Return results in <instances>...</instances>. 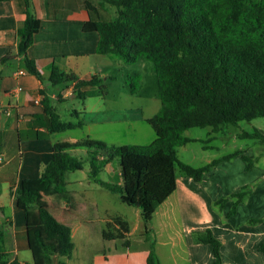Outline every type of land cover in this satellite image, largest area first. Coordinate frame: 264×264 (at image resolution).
<instances>
[{"label":"trees","instance_id":"16d2710c","mask_svg":"<svg viewBox=\"0 0 264 264\" xmlns=\"http://www.w3.org/2000/svg\"><path fill=\"white\" fill-rule=\"evenodd\" d=\"M6 1L9 0H0ZM103 1L104 8H115V17L103 19L99 10L86 1L90 18L84 24V31L99 33V55L116 57L129 65L143 57L153 64L162 107L147 122L156 139L148 146H109L90 139L53 146L52 158L41 175L24 180L15 194L17 206L25 212L31 245L40 255L41 264H64L61 258L70 257L74 251L72 226L62 222L50 207L55 199L71 207L78 204L67 190L66 182L68 173L85 168V162L72 154L74 149L86 150L90 178L118 194L124 204L140 210L150 244L147 264H161L156 252L153 216L176 190L178 175L199 183L222 162L241 157L247 171L257 162L246 151L238 150L194 167L180 160L177 149L198 141L186 137L187 130L211 128L213 134H218L226 126L264 118V0ZM24 4L27 18L18 31V56L28 73L45 82L36 62L27 53L41 22L29 0H24ZM11 60L9 55L1 63ZM48 81L53 86L74 83V97L82 101L92 89L102 98L107 96L108 88L98 75L79 79L55 66ZM132 91L136 93V89ZM41 94L50 133L84 127L81 114L76 113L77 122L61 121L54 114L46 92ZM240 138L256 140L264 146V134L258 130L244 132ZM114 160L121 167L122 184L99 179ZM254 188L255 185L244 186L215 205L222 208L231 201L232 209L227 215L231 217ZM193 239L196 244L210 245L214 264H223L221 242L211 229L195 231ZM0 264L22 263L0 253Z\"/></svg>","mask_w":264,"mask_h":264},{"label":"crops","instance_id":"0c3cea01","mask_svg":"<svg viewBox=\"0 0 264 264\" xmlns=\"http://www.w3.org/2000/svg\"><path fill=\"white\" fill-rule=\"evenodd\" d=\"M86 1L92 3V0H29L34 15L41 22V28L27 53L36 62L45 82L28 73L22 58L18 56V31L24 27L27 18L24 0L0 2V253L9 254L12 260L22 264H41V258L31 245L26 215L17 206L15 194L24 180L41 175L52 158L53 146L86 139L109 146H124L117 142V138L130 139L131 135H126L129 133L127 128H135L134 125L139 123L148 125L147 121L158 113L151 117L118 113L107 103L106 98H102L106 103L96 104L91 111L87 108L84 111L72 108L68 113L71 120H65V112L59 104L76 99L75 84L53 86L48 81L53 67L73 73L79 79L93 75L108 79L104 72L98 74L95 70V62L102 56L97 53L100 35L84 31V24L90 18ZM96 3L103 10L108 9L102 6L103 0H97ZM94 6L99 10L97 5ZM9 55L12 60L1 63ZM20 71L25 74L20 75ZM14 89L17 92L10 94ZM41 91L46 92L54 114L61 121L77 122L76 113L81 114L84 127L50 133L46 125L49 116H44L43 103L35 104L38 98L43 101ZM85 114L87 118L84 120ZM117 125H123L125 130L117 132ZM77 131L82 132L83 138L73 134ZM258 131L263 133L262 130ZM66 133L71 134L61 139L56 137ZM233 136L240 138V135ZM139 137L147 143L156 139V135ZM244 151L250 158L257 159L249 171L241 157H237L219 164L199 183L178 175L176 190L153 216L156 252L161 264H214L213 248L196 244L193 239L195 231L208 228L221 242L223 264H264V149L258 148V154H253L250 148ZM81 152L87 155L89 163L86 150H72L73 155ZM214 159L207 160L206 164ZM192 166L201 167L203 164ZM89 168L90 165L85 162V168L76 171L83 177L74 175L70 182L66 179L67 190L78 204L71 207L56 199L50 202L58 218L72 226L74 251L70 257L61 258V261L64 264H147L150 244L145 237L140 210L121 201L127 206L121 209L122 214L112 212L114 199L110 195L103 196V203H93L96 199L90 193L96 188L95 184H99L90 178ZM76 172L68 173L66 178ZM103 173L109 175L107 183L115 184L116 180V184H122L121 167L117 160L111 162ZM70 183L73 190L68 189ZM247 185H255L252 194L238 206L233 216L227 217L232 202H227L222 208L216 206L215 202L238 193ZM252 220L262 222L251 224ZM95 239L101 240L106 246L101 254H96L97 262L89 258ZM73 256L79 260L78 263H72Z\"/></svg>","mask_w":264,"mask_h":264},{"label":"rangeland","instance_id":"374dc122","mask_svg":"<svg viewBox=\"0 0 264 264\" xmlns=\"http://www.w3.org/2000/svg\"><path fill=\"white\" fill-rule=\"evenodd\" d=\"M96 2L97 0H92V3L98 6L100 15L103 19L108 20L115 17V8L107 6L108 9L103 10L99 3L97 4ZM98 59L99 60L95 62L96 72L98 74L104 72L108 77V79H106L105 76L102 77L108 88L106 96L107 103L110 106H113L118 113L127 112L128 115L131 116H136L138 114L151 117L161 109L162 101L158 93L157 76L153 64L150 61L141 57L135 64L129 65L123 60L112 56H99ZM133 89H136V93H133ZM104 102L106 103L101 96L95 91L90 90L89 96L85 101L75 99L64 104L60 103L59 107L65 112L63 113L65 120H71L68 113L72 108L76 107L81 111H84V109L87 108V110L91 111L93 106ZM86 118L87 114L83 115V119L85 120ZM134 127L135 128L126 129L129 132L126 135H131L130 139L117 138V142H120L119 144L134 146H148L154 142L147 143L145 139L139 137L140 135H156L149 124L139 123L135 124ZM258 129L262 130L264 133V118H259L252 122H241L236 126H226L218 134H213L211 128H193L187 130L184 135L197 139L198 141L178 148V157L184 162H191L189 163L191 165L194 164L200 166L203 164L204 166L209 159H217L218 157L220 158V156L223 157L238 150L250 148L253 154H258V148L264 149V146L257 143L256 140L235 138L233 136L242 135L244 132L253 133ZM123 130H125L123 125H117V132H123ZM70 134H58L56 137L61 139L65 135ZM73 134H76L79 138H83L82 132L80 131L74 132ZM118 135H122V133ZM210 138H212V140L208 141ZM74 156L84 160L87 165L89 164L87 161V155L84 152L74 154ZM74 175L83 177L80 172H76L73 175L67 176V182H70L71 179L75 177ZM99 179L106 182L110 180L107 173H102L99 176ZM114 182L116 183V180ZM95 187L96 188L90 193V195L96 199L93 203H103V196L110 195L114 199L112 212L122 214L123 211H121V209H126L127 206L121 203L120 196L118 194H110L107 189L100 185L95 184ZM68 189L73 190L71 183ZM89 190L91 191V189ZM75 242L77 243V247H79L77 238L75 239ZM103 249H106L103 242L95 239L93 243V251L89 252V258H94L95 262H97L96 254H101ZM71 259L72 263L79 262L76 256H73ZM79 259L81 260V258Z\"/></svg>","mask_w":264,"mask_h":264},{"label":"built area","instance_id":"2783aa9c","mask_svg":"<svg viewBox=\"0 0 264 264\" xmlns=\"http://www.w3.org/2000/svg\"><path fill=\"white\" fill-rule=\"evenodd\" d=\"M19 74H20V75H23V74H25V72H24V71H20ZM16 92H17V90L14 89V90H12V91L10 92V94H15ZM35 104H36V105H41V104H42V98H38V99H36V100H35ZM0 162H1V158H0Z\"/></svg>","mask_w":264,"mask_h":264}]
</instances>
